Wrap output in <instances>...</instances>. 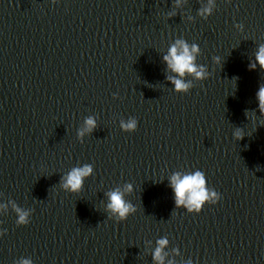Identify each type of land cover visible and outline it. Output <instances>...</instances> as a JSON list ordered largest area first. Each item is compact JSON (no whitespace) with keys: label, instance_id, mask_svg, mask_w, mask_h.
<instances>
[{"label":"water","instance_id":"obj_1","mask_svg":"<svg viewBox=\"0 0 264 264\" xmlns=\"http://www.w3.org/2000/svg\"><path fill=\"white\" fill-rule=\"evenodd\" d=\"M262 47L264 0H0V264H264Z\"/></svg>","mask_w":264,"mask_h":264},{"label":"clouds","instance_id":"obj_2","mask_svg":"<svg viewBox=\"0 0 264 264\" xmlns=\"http://www.w3.org/2000/svg\"><path fill=\"white\" fill-rule=\"evenodd\" d=\"M180 45L181 51L178 52L177 47L174 45L169 50V55L165 56L164 59L168 63L169 67L179 74L181 77L184 76L185 73H195V75L200 78L203 76L202 71H197L196 66L193 63L194 56L192 53L197 51L195 46L192 47V50H189V47L183 41L177 42ZM257 61L264 68V47H262L257 54ZM255 66L253 65V68ZM176 89L178 91L185 90L188 85L184 84L182 80L174 81ZM258 98L260 101L261 111L264 112V88H261L258 93ZM87 124L91 127L94 126V122L89 119ZM122 127L125 130H131L135 127V121H130L128 124H122ZM91 173V168L89 166H85L83 168L73 169V171L68 175L65 188H70L73 192L78 191L82 185V178L88 176ZM171 184L174 188L176 195V204L177 206L185 204L187 201V205L189 211H199L201 208L202 202L207 199V192L205 189V180L201 173L197 172L194 175H188L181 178L179 174L174 175L171 178ZM109 208L118 213L123 219L126 214L129 212L130 205H126L121 197V194L117 192H113L110 194V204ZM20 223L25 222V216H20ZM161 248L167 243V241H159L158 242ZM161 248H158L154 254V258L157 260H161L160 251ZM22 264H31L30 261L24 260Z\"/></svg>","mask_w":264,"mask_h":264}]
</instances>
